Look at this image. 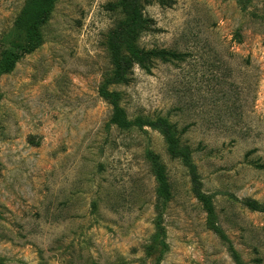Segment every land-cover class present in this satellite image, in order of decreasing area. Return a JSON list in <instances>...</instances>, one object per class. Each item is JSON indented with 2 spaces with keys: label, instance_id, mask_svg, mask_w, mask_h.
I'll list each match as a JSON object with an SVG mask.
<instances>
[{
  "label": "rangeland",
  "instance_id": "1",
  "mask_svg": "<svg viewBox=\"0 0 264 264\" xmlns=\"http://www.w3.org/2000/svg\"><path fill=\"white\" fill-rule=\"evenodd\" d=\"M139 8L137 49L173 56L134 61L108 90L129 119L175 127L220 229L245 264H264V0ZM31 10L0 0V59L27 35ZM123 20L119 0H55L37 47L0 76V264H234L162 136L110 124L97 90Z\"/></svg>",
  "mask_w": 264,
  "mask_h": 264
},
{
  "label": "trees",
  "instance_id": "2",
  "mask_svg": "<svg viewBox=\"0 0 264 264\" xmlns=\"http://www.w3.org/2000/svg\"><path fill=\"white\" fill-rule=\"evenodd\" d=\"M54 1L31 0V12H33V15L27 24L28 33L12 49L3 52L0 59V76L9 73L14 68L17 60L23 55L31 53L37 47L40 41L39 28L47 20L53 8ZM139 1L119 0L124 20L108 40L107 49L112 71L111 75L105 78L99 85L97 90L98 96L106 101L112 109L110 124L123 130L132 127L140 129L146 127L158 132L162 136L168 155L172 159L179 160L186 168L191 184V193L201 204L202 210L206 215L205 225L207 229L212 231L226 245L228 255L234 264H245L233 248L227 236L220 229L212 204V196L202 191L196 166L191 159V151L187 146L180 144L175 127L163 118H157L155 120H144L139 117L134 120L129 119L125 111L120 107V94L108 90L109 86L118 85L127 80V75L134 61L143 65V61L147 60L146 56L149 54L164 61L168 60V57L173 56L171 53L161 50L144 53L142 50L137 49L136 41L146 24L141 15ZM124 48L131 52L130 57L123 55L122 51ZM147 159L149 160L151 171L156 182V195L158 198L166 201L169 198V189L164 168L151 153L147 154ZM256 168L262 169L264 168V164L256 165ZM245 205L251 210H260L253 202L246 201Z\"/></svg>",
  "mask_w": 264,
  "mask_h": 264
}]
</instances>
